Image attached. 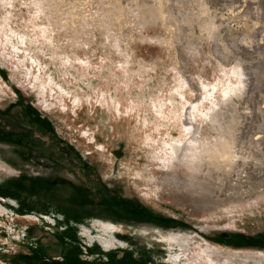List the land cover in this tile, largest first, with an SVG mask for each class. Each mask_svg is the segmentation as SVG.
I'll return each mask as SVG.
<instances>
[{
    "label": "rangeland",
    "instance_id": "374dc122",
    "mask_svg": "<svg viewBox=\"0 0 264 264\" xmlns=\"http://www.w3.org/2000/svg\"><path fill=\"white\" fill-rule=\"evenodd\" d=\"M262 141L264 0H0V264H264Z\"/></svg>",
    "mask_w": 264,
    "mask_h": 264
},
{
    "label": "built area",
    "instance_id": "2783aa9c",
    "mask_svg": "<svg viewBox=\"0 0 264 264\" xmlns=\"http://www.w3.org/2000/svg\"><path fill=\"white\" fill-rule=\"evenodd\" d=\"M261 141V139H260ZM264 141L261 142V147L258 148V152L261 155V158L263 157L262 161L264 162ZM240 155V154H238ZM247 156H243V159H245ZM240 158V156H238ZM238 158L234 161H238ZM250 166H244L239 165L237 162L235 165H231V171H230V188L231 191H233L235 188L244 187L245 190L248 189L250 186V183L252 181V178L254 176L259 178H264V163L260 165H252L254 164L252 161L249 162Z\"/></svg>",
    "mask_w": 264,
    "mask_h": 264
},
{
    "label": "bare ground",
    "instance_id": "6f19581e",
    "mask_svg": "<svg viewBox=\"0 0 264 264\" xmlns=\"http://www.w3.org/2000/svg\"><path fill=\"white\" fill-rule=\"evenodd\" d=\"M237 1V0H236ZM245 1V0H244ZM239 3V2H238ZM249 3V2H248ZM205 13V12H204ZM238 14V13H237ZM236 14V15H237ZM245 14V13H244ZM241 15V14H240ZM192 24H194V23H192ZM194 26V25H193ZM193 26H191L190 27V29H192V31H194L193 29L195 28H193ZM189 29V28H188ZM189 31V30H188ZM193 34V33H192ZM191 34V35H192ZM238 113V112H237ZM235 115H236V113H234ZM234 115V116H235ZM232 117V116H231ZM232 119V118H231ZM232 121V120H231ZM233 121H235V120H233ZM233 123V122H232ZM222 141V146L221 147H223V150H225L223 153H222V157H224V161L226 160V161H229L230 162V160H232V159H234V160H236L237 159V156H238V154H235V155H233L232 154V144H233V142H234V137H233V133H231V135H230V137H229V139L227 140V139H222L221 140ZM240 157H241V155H239ZM240 159V158H239ZM230 164V163H229ZM248 164V163H247ZM220 183V182H219Z\"/></svg>",
    "mask_w": 264,
    "mask_h": 264
}]
</instances>
